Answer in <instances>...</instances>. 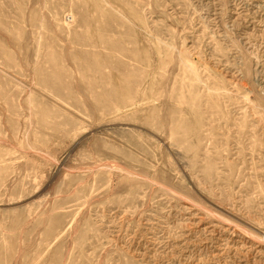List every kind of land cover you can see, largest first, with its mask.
<instances>
[{
    "label": "rangeland",
    "instance_id": "rangeland-1",
    "mask_svg": "<svg viewBox=\"0 0 264 264\" xmlns=\"http://www.w3.org/2000/svg\"><path fill=\"white\" fill-rule=\"evenodd\" d=\"M0 264H264V0H0Z\"/></svg>",
    "mask_w": 264,
    "mask_h": 264
}]
</instances>
